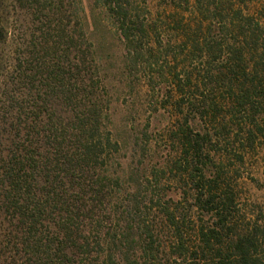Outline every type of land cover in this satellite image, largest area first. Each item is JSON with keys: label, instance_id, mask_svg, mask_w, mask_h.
Instances as JSON below:
<instances>
[{"label": "rangeland", "instance_id": "374dc122", "mask_svg": "<svg viewBox=\"0 0 264 264\" xmlns=\"http://www.w3.org/2000/svg\"><path fill=\"white\" fill-rule=\"evenodd\" d=\"M118 2L0 0V153L10 148L5 81L21 67L28 77L6 93L58 135L34 134L38 157L51 151L30 180L42 203L34 226L0 198V264H188L166 211L186 255L199 225L211 221L194 205L196 158L185 153L181 128L208 133L200 159L207 177L221 167L235 192L236 230L257 222L264 232V131L252 143L246 136L249 118L264 127V106L234 111L227 86L216 82L227 72V46L243 43V20L264 27V0ZM245 53L243 64L264 76V56ZM205 101L219 109L214 121ZM86 142L91 156L78 158Z\"/></svg>", "mask_w": 264, "mask_h": 264}, {"label": "trees", "instance_id": "16d2710c", "mask_svg": "<svg viewBox=\"0 0 264 264\" xmlns=\"http://www.w3.org/2000/svg\"><path fill=\"white\" fill-rule=\"evenodd\" d=\"M107 3L116 5L119 2L118 0H107ZM117 12L123 14V9L121 8ZM260 12L264 19V5ZM248 20H243L244 23L241 25L242 31L240 32L243 43L227 46L228 56L226 59L227 64H225L227 72H219L216 82L227 86L229 104L234 111L244 112L252 109L255 114L260 112L264 106V76L261 75L256 64L249 69L243 64V60L246 54L245 49L246 52H252V55L256 53L257 55L258 50L261 48L257 57L263 58L264 27L259 21L252 24ZM1 34L3 36V31L1 32L0 29V36ZM17 73L15 80L5 81V101L8 106L11 105V110L8 113L4 112L2 124L4 132L9 137L10 148L6 152L0 153V198H3L7 207L14 211V216L23 218L31 229L30 226L33 227L35 223L33 212L39 211L42 203L33 196L30 180L34 177L39 160H49L51 158V151H46L44 155L38 157L34 145V134L45 136L48 140L53 136L57 138L58 135L53 133L50 124H44L41 116L35 118L31 111H25L20 107L15 109L14 94L9 95L6 92L12 91L9 89L11 82L14 84L22 77H28V68L26 66L21 67V71ZM227 73L233 74L236 81L241 77L240 83L238 85L234 84L231 80L232 77H229L230 79L226 82V78L222 74L227 75ZM234 88H237L235 90H238V92H235ZM204 104L203 112H206L205 115L214 121L217 118L219 109L212 101H205ZM37 122L43 123L40 129H37L39 126ZM248 123L250 127L247 128L246 136L247 140L252 143V136H256L257 132L263 134L264 127L256 122L253 117L249 118ZM222 126L217 131L219 136H222L225 132L226 124ZM55 129L57 130V128ZM180 130V140L185 153L191 151L196 158V161L194 160L196 162L194 171L190 174V178L193 180L194 205L197 209L207 212L210 215L211 222L199 225L197 247L191 255H186L188 248L183 245L178 222H174L173 213L166 211L169 220L174 223L178 233L176 236L178 256L188 260V264H199L197 262L200 260L204 264H264V232L260 231L257 222L252 227L248 223L245 228L237 231L233 224L238 212L235 206V192L229 183L223 179L221 167H215L210 177H207L204 172L205 163H202L200 155L204 152L207 153L204 144L206 141H210L208 133L203 135L197 132L191 135L183 128ZM91 152V146L86 142V144H83L82 149L77 147L74 154L81 158V156H91ZM51 195H53L51 196L53 203H57L60 199L59 193L52 192ZM28 220L31 222L28 223ZM147 235L149 240L144 248V253L148 256L152 251L153 235L148 231Z\"/></svg>", "mask_w": 264, "mask_h": 264}]
</instances>
